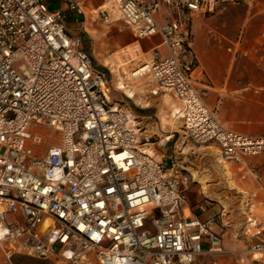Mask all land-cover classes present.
<instances>
[{"label":"built area","instance_id":"built-area-1","mask_svg":"<svg viewBox=\"0 0 264 264\" xmlns=\"http://www.w3.org/2000/svg\"><path fill=\"white\" fill-rule=\"evenodd\" d=\"M67 1L0 0V242L56 264H196L223 251L216 217L191 211L193 174L176 155V131L163 142L174 141L172 165L155 146L142 148L154 142L142 140L138 115L108 99L106 72L66 25L68 11L85 16L84 1ZM238 1L109 0L94 13L109 21L113 7L137 38L161 34L167 53L156 47L134 75L148 73L179 100L185 140L216 145L220 162L242 163L264 151V133L227 127L208 106L194 36L196 17ZM252 225L247 238L259 232ZM246 249L264 263V239Z\"/></svg>","mask_w":264,"mask_h":264},{"label":"rangeland","instance_id":"rangeland-1","mask_svg":"<svg viewBox=\"0 0 264 264\" xmlns=\"http://www.w3.org/2000/svg\"><path fill=\"white\" fill-rule=\"evenodd\" d=\"M47 1L51 7L65 8L68 4L60 0L54 1L53 4L51 0ZM91 1L93 0L85 2L88 4ZM257 10L260 11L250 17ZM85 11L88 14L87 19L84 16L76 19L77 14L68 11L66 25L70 32L82 36L86 48L91 52L94 65L106 72L110 86L108 99L126 104L138 115L142 140L149 139V142H154L149 144L155 146L160 155L165 154L163 159L167 166L174 163L170 158L174 153V141L164 144L162 140L166 134L176 131L178 150L176 155L180 164L192 172L193 181L203 190L206 184L207 197L222 205L224 216L239 219L240 224H245L250 211H254L256 215L257 200L253 198V193L249 189L243 187L242 180L237 179L239 171L238 174L235 173L234 164L228 161L220 162L215 145L185 140L182 134V119L176 116L179 100L171 92L161 89L148 73L138 77H133L130 73L148 58V54L142 50L123 52L122 50L134 47L135 44L121 49L122 47L116 43L122 25L115 28L104 27L102 31V17L94 13L92 8ZM86 26L89 30L85 28ZM194 30L197 40L202 37L204 49L220 50L229 55L233 62L232 74L236 80L243 81V84L231 93L235 95L236 100L247 101L250 105L244 106V109L251 110L259 125H264V83L261 82L264 81V3L261 0L229 2L214 13L196 17ZM133 39L136 38L133 36ZM157 39L156 36H148L141 38V41L151 45ZM124 61L128 62L127 65L123 64ZM24 63L25 59L22 56L14 61L17 66ZM203 73L202 77L206 78L205 71ZM202 80L199 78L197 82ZM131 85L136 86L137 92L127 91V88L131 89ZM197 85L205 95L208 88L201 83ZM223 91L225 89L220 92ZM231 209L233 212L229 215ZM258 226L252 225L253 231L259 230ZM243 228L244 226L242 230Z\"/></svg>","mask_w":264,"mask_h":264},{"label":"crops","instance_id":"crops-1","mask_svg":"<svg viewBox=\"0 0 264 264\" xmlns=\"http://www.w3.org/2000/svg\"><path fill=\"white\" fill-rule=\"evenodd\" d=\"M54 1L56 0H51L52 4ZM60 1L68 2L67 0ZM83 1L85 9L92 8V10H95L99 5L101 6L104 4L111 6L109 0H93L88 4H86L87 0ZM261 1L264 3V0ZM110 9L111 15L109 21H106L102 17V31H104V27L111 28L113 26V28H115L117 25H122L120 28L118 27L121 33L116 43L122 47L121 49L135 44L134 47H128L122 50L123 52H136L142 50L148 54L147 57L150 58L154 54V49L157 47L160 53H167V48L162 42L161 34L155 33L151 35L156 36L158 39L153 44L146 45L141 41V38H137L134 35L132 28L126 25L127 23L119 11L113 7H110ZM259 11L260 10L254 11L250 17H253ZM84 17L87 19V12ZM157 17L160 21H165L166 16L164 10L160 11ZM85 28L89 30L88 26ZM126 29H128V32H126ZM133 36L136 39H133ZM136 41L137 43H135ZM84 45L87 46L85 41ZM195 47L200 60V68L202 67L204 69L206 76V78L202 76L199 77L203 80L197 83H201L208 88L205 91L204 99L211 109L216 110V115L220 122L227 127L235 128L248 134L264 133V125H259L258 119L252 115L251 110L244 109V106L250 104H248L247 101L236 100L235 95L231 93L237 90L240 85L243 84V81L239 79L236 80L234 74H232L233 62H231L229 55L220 50L204 49L202 37L198 40L195 38ZM161 49H163L162 52ZM127 63V61L123 62V64L126 65ZM250 80L251 79L248 81L250 82ZM261 82L264 83V81ZM222 89H225V91L220 92ZM130 90L132 93L137 92L132 88H127V91ZM228 162L234 164L236 167L235 173L238 174L239 171L237 179L242 180L243 187L249 189L253 193V198L257 200L255 206L257 213L255 215L254 211H250L243 225L242 223L240 224L239 219H232L231 216L227 218L222 214V205L216 200H214V202L207 197L206 193H208V188L206 184H204L203 190L198 183L192 181L188 189V199L191 200V203H189L191 211L202 219L212 216L216 217V222L213 227L222 237L221 247L223 248V251L199 255L196 264H213L214 262L217 264H264L263 262L257 261L255 256L246 249L249 240L264 239V151L248 155L242 163L236 161ZM252 168L258 169L260 175L259 179L253 175ZM201 205L204 206V209ZM231 210L229 215H232L233 210ZM250 219L256 220L257 225H259V232L251 238H247L242 227L245 226ZM204 246H208V241L206 239L204 240ZM0 264H56V261L52 258L31 256L17 251L9 253L4 244L0 242Z\"/></svg>","mask_w":264,"mask_h":264},{"label":"bare ground","instance_id":"bare-ground-1","mask_svg":"<svg viewBox=\"0 0 264 264\" xmlns=\"http://www.w3.org/2000/svg\"><path fill=\"white\" fill-rule=\"evenodd\" d=\"M142 65V63H140L139 64V66H141ZM138 67V66H137ZM141 68V67H140ZM131 72V75L134 77L135 75H134V72H133V70L132 71H130ZM137 73V72H136ZM138 77V76H137ZM132 87L131 88H133V90H136V86H134V85H131ZM107 90L109 91V87H107ZM178 118V117H177ZM164 140H165V138L162 140V142H164ZM142 148L144 149V150H148V151H151V152H154V153H156V151L154 150V148H152L150 145H149V143L148 142H145V143H143L142 144Z\"/></svg>","mask_w":264,"mask_h":264}]
</instances>
